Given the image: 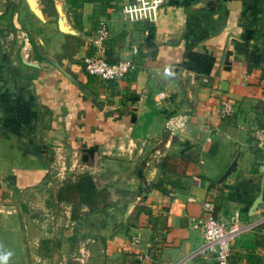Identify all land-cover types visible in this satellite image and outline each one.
<instances>
[{
  "label": "crops",
  "instance_id": "crops-1",
  "mask_svg": "<svg viewBox=\"0 0 264 264\" xmlns=\"http://www.w3.org/2000/svg\"><path fill=\"white\" fill-rule=\"evenodd\" d=\"M35 1L43 21L26 0H0V264H217L193 254L203 199L217 218L237 217L228 264H264V200L250 209L264 194V145L251 131L264 126V0H159L143 19L116 20L107 58L135 62L116 80L86 73L82 57L98 18L132 0ZM56 5L77 34L57 28ZM221 98L232 115L219 117ZM177 112L187 124L167 135ZM77 141L96 147L93 163ZM81 171L107 204L71 218L56 191ZM153 231L163 242L139 261Z\"/></svg>",
  "mask_w": 264,
  "mask_h": 264
},
{
  "label": "built area",
  "instance_id": "built-area-1",
  "mask_svg": "<svg viewBox=\"0 0 264 264\" xmlns=\"http://www.w3.org/2000/svg\"><path fill=\"white\" fill-rule=\"evenodd\" d=\"M159 0H132L123 5L118 16L109 18L101 16L98 18L92 35V50L82 57L83 70L97 76L102 80H116L122 78L135 68L132 58L120 57L109 60L106 55L105 40L113 31L116 20L119 22L143 19L153 9ZM23 44L26 47L28 37L22 34ZM133 52L135 48L132 49ZM204 80V79H203ZM234 104L230 99L219 100V117L230 116L234 112ZM188 115L185 112H177L167 116L162 124L163 131L167 135L173 134L177 129L187 124ZM252 136L257 146L264 145V126L251 125ZM214 204L210 199H203L200 204V214L191 217L193 224L200 230L201 242L193 250V254L201 258L212 257L217 264H228L230 255V243L239 230L236 224L237 217L227 223L213 214ZM264 229V228H263ZM163 242L161 231H153L150 236L143 240L142 249L136 253L139 261L148 257L149 251L157 249ZM129 247L137 245V240L130 239Z\"/></svg>",
  "mask_w": 264,
  "mask_h": 264
},
{
  "label": "trees",
  "instance_id": "trees-1",
  "mask_svg": "<svg viewBox=\"0 0 264 264\" xmlns=\"http://www.w3.org/2000/svg\"><path fill=\"white\" fill-rule=\"evenodd\" d=\"M71 6L77 7V0H68ZM134 114L130 112V119L133 120ZM77 148L80 151V160L93 163L97 156L96 147L93 145H85L77 141ZM161 168L163 161L160 162ZM56 198L59 200L69 201L71 203L70 217L76 218L80 211V205L84 204L86 211L80 213L86 214L97 212L107 204V192L103 188H99L96 178L88 171H81L75 174L73 179H66L58 187ZM264 200V194L262 195Z\"/></svg>",
  "mask_w": 264,
  "mask_h": 264
},
{
  "label": "water",
  "instance_id": "water-1",
  "mask_svg": "<svg viewBox=\"0 0 264 264\" xmlns=\"http://www.w3.org/2000/svg\"><path fill=\"white\" fill-rule=\"evenodd\" d=\"M26 3L29 7V9L31 10V12L40 20H44V17L42 15V12L40 10V8L37 6L36 1L35 0H26ZM202 9H214L216 8L214 5H209L208 3H206L205 5H202L201 7ZM56 11H57V18H56V24H57V28L65 33H71V34H77L78 32L68 26L66 24V16L65 14L62 12L61 8L59 5H56ZM142 163L143 161H141L138 164V168L142 167ZM140 194V188L137 189L136 194L133 196V198L128 202V204L126 205V208L124 210L123 216L125 217V215L127 214L128 210L132 207V205L137 201L138 197ZM262 200V193L260 192L252 201L250 209L253 208L259 201Z\"/></svg>",
  "mask_w": 264,
  "mask_h": 264
},
{
  "label": "rangeland",
  "instance_id": "rangeland-1",
  "mask_svg": "<svg viewBox=\"0 0 264 264\" xmlns=\"http://www.w3.org/2000/svg\"><path fill=\"white\" fill-rule=\"evenodd\" d=\"M24 206L27 207L26 204H24ZM79 212H80V211H79ZM79 212H78V214H79ZM32 214H33L36 218H38V220L41 219V216H38V213H37V212L32 213ZM78 214H77V215H78ZM71 225H72L71 223H69L68 221H66V219H64V220H63V224H62L61 227H62L63 229L66 230V229H68V228L71 229ZM33 228H34V227H33ZM19 230H20V232H22V226H21V224H19ZM65 230H64V231H65ZM65 232H66V231H65ZM75 239H79V237L75 236V237L73 238V240H71L72 243H75ZM42 240H45V239H42ZM42 240H41V241H42ZM41 241H40V243H41ZM47 241H48V240H47ZM41 244H42V243H41ZM39 255H41L42 257H43V256H50V255L46 254V250H45V251H42L41 254H39Z\"/></svg>",
  "mask_w": 264,
  "mask_h": 264
}]
</instances>
